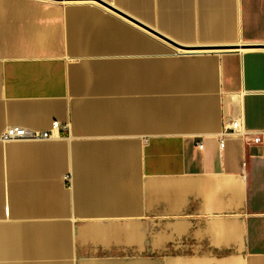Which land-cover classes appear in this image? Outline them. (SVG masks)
<instances>
[{"label": "crops", "instance_id": "0c3cea01", "mask_svg": "<svg viewBox=\"0 0 264 264\" xmlns=\"http://www.w3.org/2000/svg\"><path fill=\"white\" fill-rule=\"evenodd\" d=\"M233 120L264 136V0H0V264H264Z\"/></svg>", "mask_w": 264, "mask_h": 264}, {"label": "built area", "instance_id": "2783aa9c", "mask_svg": "<svg viewBox=\"0 0 264 264\" xmlns=\"http://www.w3.org/2000/svg\"><path fill=\"white\" fill-rule=\"evenodd\" d=\"M61 125L58 122H53L52 126L48 130L44 131H33L27 127L19 126V125H12L9 126L6 131L2 134V139L9 140V139H30V138H47L53 135V129H59ZM240 123L238 120H233L229 128L224 131V133H235L242 137L251 136L252 140L256 143H262L264 145V136L260 132L256 131H249V130H242L240 129ZM224 136L220 137V146L224 147ZM201 146V144H200Z\"/></svg>", "mask_w": 264, "mask_h": 264}, {"label": "bare ground", "instance_id": "6f19581e", "mask_svg": "<svg viewBox=\"0 0 264 264\" xmlns=\"http://www.w3.org/2000/svg\"><path fill=\"white\" fill-rule=\"evenodd\" d=\"M13 1V0H12ZM15 2V1H14ZM8 3H9V1H8Z\"/></svg>", "mask_w": 264, "mask_h": 264}]
</instances>
